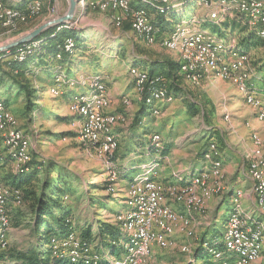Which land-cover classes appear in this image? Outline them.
I'll return each mask as SVG.
<instances>
[{
  "label": "rangeland",
  "instance_id": "374dc122",
  "mask_svg": "<svg viewBox=\"0 0 264 264\" xmlns=\"http://www.w3.org/2000/svg\"><path fill=\"white\" fill-rule=\"evenodd\" d=\"M41 2V11L35 16L29 17L26 15L16 20L14 27H6L7 25L5 24H3L4 26L0 25V45L9 43L53 17L63 15L68 8V0H41ZM184 7V13H177L178 16L176 15V19L182 16L184 20H187L188 18H191V15L195 16L199 20L197 27L207 30L209 34L217 40L236 44V42H239V39L243 40L250 36L248 30L243 26L240 17L238 16L239 14H237L238 11L234 10V8H232V10L227 14L207 8L209 18L219 22H209L211 24L206 25V20L204 21L202 19L204 11L200 9L201 6L198 4L197 0L185 4ZM146 8L148 9V17L152 21L154 17L151 19V16L154 15L151 14L154 8L150 6H146ZM104 13L108 14V18L105 17L101 11L95 9L85 8L81 10L78 7L76 8L73 20L70 21L72 22L70 26L75 29L74 35L76 39H79L76 40L77 49L74 51L73 47L70 53L74 52L72 54L74 62L79 63L82 72H79L76 75H69V85H73L76 81L75 78L79 77L81 74L87 76L89 75V77L98 75V78L100 79L98 85L103 87L104 93L107 95V87L103 80L108 81L112 78L114 80H119L120 78H123L126 72V65L140 67L142 69L141 71L148 75V72L145 69H147L152 60L169 58L173 60L177 59L178 63V52L164 47L160 42L161 38L168 35V31H160L157 40L152 44H147L144 40L135 38L131 31L121 29L124 21H128L130 24V16L115 14L120 12ZM229 18L230 20H235V27H233L231 22H229V26L222 25V22ZM212 24H215V29H213ZM19 26L22 28L21 31L17 32L16 29ZM258 26L260 25L256 24V30L262 28L261 26ZM64 27H68V25H64ZM60 29L61 28L56 29V31H59ZM79 33L80 36L78 35ZM68 38L72 37H66L63 42ZM137 39L147 46L142 43L140 44ZM42 42L44 41H40L39 44ZM244 46V48H246V45ZM247 48L248 50L246 51L250 53V61L246 64V69L250 72L249 85L254 88L253 92L256 94L257 99L262 105H264V44L259 39L258 41L256 39L253 41L252 39ZM175 53L177 54V57L176 55L174 56ZM10 56L13 55H7V57ZM56 58H61V53L56 54ZM0 60L5 59H1L0 57ZM42 60L44 62L48 61L47 58H42ZM141 62L144 63L141 64ZM63 67L64 72H66L67 66L63 65ZM127 70V74L130 76V82L133 87L135 79L130 75L129 67ZM32 71H35V74L38 69L36 70V67H34ZM177 74L181 77L178 81L179 84L177 86V90L174 88L169 89V87H167L168 84L165 87L163 83V86L167 88L171 94V100L164 101L166 100L164 99L151 103L149 95H147L145 101L150 106V114L145 116L141 125H138V140L137 142H132L131 144V149L134 152L138 149L144 148L142 153L143 155L136 158V160H132L133 165H136V163L141 164L154 158L152 161L156 162L157 165L153 167L151 178H155L158 181L160 180L155 177L161 167L160 163L158 169V159L160 162L162 160H164V162L168 161L167 169L168 172L172 174V181L176 179L175 177L178 174L180 176L188 172L195 174L196 171L192 170L193 168L190 167L193 163H188V167H186L184 171H180V169L184 166L180 162V159H185L193 154V157L197 156L195 154L197 151L199 152L198 149L203 143H205L206 138L204 136L207 132L209 133L208 138L212 139L213 137L212 140H214L218 146L219 143H221V136L219 137V134H217V136L214 137V131L219 133L218 131L222 130L223 135H226L231 131V135L234 136L240 134L242 129L241 126L245 125L246 128L243 129V134L241 135L242 137L238 138V143L242 145L243 153L247 149V145L251 140L250 134L253 131L259 132L260 135L263 133L261 138L264 139L263 122L256 118L259 123L255 120L252 121L255 125L254 126L252 123L244 121V116L251 113L253 108L255 110H257V108L245 102L243 94L238 90L237 86L222 78H218L213 81H208L211 80L208 78H202L197 85H193L184 78V75L180 72L179 68L177 70ZM50 75L51 74L47 70H41L38 74V78L36 79L34 77L33 84L39 91V93H37L39 99L37 100V105L32 107V111L30 113L25 112L24 110L25 99L23 98V95L19 94L10 98L9 102L12 106L0 101V105L6 106L12 112V115L15 117V126L21 130L23 129L22 131L30 143V154L32 160L30 169L25 171L24 175L17 176L16 179L19 178V181L21 182L28 179V182L32 181V183H34L36 181H41L47 175L53 180L59 178V185L61 184L65 189L69 188L66 200L69 202L72 209L73 226H75L78 230L76 231L75 229H72V231L64 237L52 238L50 242L52 249L60 247L61 250L58 253L61 252L64 255L73 256L70 254L73 251V248L67 243V241L73 238L72 235H77L80 242H82L80 229L89 226L88 228H90L92 234L90 239L92 241L90 242L91 244L87 246V250L83 253V255L88 256L89 254H92V256H94L95 252L93 246L96 249L97 247L101 248L99 245L100 237L97 233L99 222L117 224L123 233L118 246H116L115 250L111 253L110 251L104 250L102 252L103 254L100 252H97V254L101 256L107 254V257L102 259L105 261L103 264H124L122 262L126 254L125 248L129 238L128 235L125 234L126 230L123 228L122 221L118 218V216H122L121 214L127 210L126 204L129 199V190L134 182H129L127 189H125V185L137 174L139 169L133 168L128 170L122 177L120 174V167L117 164L121 162V158H116V152L118 150L123 152V146L125 145L126 139L130 136L122 135V137H116L118 143L117 149L110 155L106 156L101 155L96 148L92 147L90 142L81 140L79 138V123L73 121V118L75 116L77 117V115L68 110V105L66 107V103L62 101L61 97H59V92L58 95L52 93L50 90L54 87L56 89L58 88L59 90H57L60 91L62 89L61 84L64 82L63 77L61 75L56 77V83H53L52 81L51 84L48 82L46 86L44 85L41 87V85H39L42 84L45 79H50ZM155 76H157V74ZM255 80L260 81V85L262 86L258 87L259 85H256L257 88L254 87L255 84L253 82ZM119 84L121 83H118L116 86H119ZM74 87L76 88V85ZM133 92L136 91L133 90ZM137 94L138 93L136 92L135 95L141 102L143 98L141 99L140 94ZM238 96H240V98L242 97L241 99L244 100L243 102L247 105H245L240 98H238ZM122 103L131 105V103H133V99L128 97V95L123 96ZM154 108L158 109L156 114L153 113ZM67 113L69 114L66 117L67 119H65V117L62 119V117L66 116L65 114ZM71 114H74L75 116L72 117L70 116ZM128 120L129 118H127V121L124 124H127ZM258 124L260 125L259 130L258 127H256ZM209 125L212 127L208 128ZM129 126L130 124L123 128L127 129ZM248 128L250 129L249 131ZM245 129L248 132L247 134ZM153 134H158L160 136L159 142H157L158 144L156 145H159V143L162 145L165 142L164 144H167V146L175 147L172 149L171 155H167L168 159L165 157H162L163 159L159 158L160 155L158 156V153L154 150H152V152H148L146 150V142ZM1 138L0 132V155H5L6 152L10 154L5 147H2ZM151 139L153 140V137ZM235 142L236 139H234L232 143L234 144ZM255 146L257 148L254 152L246 154V157H249V159L253 158L256 160L260 156H264V148L258 145ZM205 151L201 153V166L198 167L199 170H201L204 163L203 155ZM197 154L199 155L200 153ZM3 162L5 163L0 164V180L6 186L13 187L18 185L15 183L16 179H14L16 176L13 172L15 171L16 166L13 161L4 160ZM37 165H42V168H35ZM209 166L210 164L207 165V167ZM222 170L224 172V181L226 180V176L223 164ZM153 171H155L154 174ZM245 171H243V173ZM140 173L141 170L139 174ZM139 174H137L134 179H137L136 177ZM247 179L248 178L245 176V173L244 175L240 174L239 181L232 183L231 190L236 188L244 192L245 189H248L247 183L249 181ZM223 181V189L220 193L216 195L214 194L206 199L202 210H187L185 205L175 199L178 190L176 191L175 196L172 195V192H162L163 204L168 206L175 213L185 216L188 223L184 228H182V230L177 228L170 235L171 241L175 244L174 248H159L154 244L150 246L148 264H202L204 263L203 261L208 259L222 260L223 264H233L236 257L232 252L223 249L219 254L213 253V251L218 249L217 243L223 235L228 218L234 213V208L236 207L233 204L232 195L231 197H226L224 195L225 200L219 208L216 221L211 228L213 230L206 232L208 228V204L210 200L216 197H221L225 187ZM160 182L164 185L171 184V182ZM177 188L179 189V186H177ZM173 202L180 205L181 208L173 207ZM243 202L244 194L242 195V199L240 201L242 211L246 210ZM230 206L231 211L229 210ZM27 210L28 207L25 203L24 205H17L16 203H13L12 200L9 201L6 211L9 216L10 224L8 227L3 229V240L7 242V245L5 249L0 247V264H17L16 254L18 251L40 250V248L45 249L44 245H42L41 237L36 235L34 231L33 219ZM255 218V220H251V218L244 217L242 221V229L244 233L247 232L250 234L256 230L258 225L262 226L263 230L260 231L261 234L259 240H257V244L259 245V254L255 259L246 261L243 264H264V220L257 217ZM225 219L226 221L224 224ZM16 221H19V224H17ZM204 224H206V228L204 227ZM152 229L155 230V228ZM215 231L217 233L215 234L216 238L211 244H209V240H211V238L213 239V235L210 233H214ZM178 235L179 237H177ZM202 235L207 237L202 239L201 243ZM183 245L189 246V251H181L180 249ZM199 245L207 251L208 254H204L202 258L195 261L193 260V253ZM221 247L223 246L221 245ZM79 248L77 250H79ZM208 248L211 250L209 251ZM70 260L72 262L75 261L71 257Z\"/></svg>",
  "mask_w": 264,
  "mask_h": 264
},
{
  "label": "bare ground",
  "instance_id": "6f19581e",
  "mask_svg": "<svg viewBox=\"0 0 264 264\" xmlns=\"http://www.w3.org/2000/svg\"><path fill=\"white\" fill-rule=\"evenodd\" d=\"M213 1L197 0L203 7L214 9V11L220 13L224 12L227 14L234 8L239 14L246 15L248 22L252 23L253 26L256 27L257 24L262 27L256 31L264 43V3L247 4L246 0ZM185 2L186 0H112L113 11H111L101 3L90 2V0H77V7L81 10L90 8L108 13H124V8L131 12H141L145 23L141 27V19L130 16L132 31L140 40H144L147 44H152L159 37L155 35L160 33V29L149 19L146 6L163 13L172 9L182 10ZM0 6L10 12L24 11L34 6L33 13L26 14L31 17L41 11L42 2L40 0L29 1L23 8H17L9 6L3 0H0ZM258 17L263 19V22ZM198 21L196 17L191 16V18L174 25L168 30V35L160 39L161 44L170 50L178 52V68L187 81L193 85H197L202 78L211 80L222 78L231 82L243 94L245 102L257 108L256 116L260 121L264 122V105L257 99L256 94L253 92L254 88L249 85L250 72L246 69V64L250 61V53L248 51H240L233 44L224 48V42L211 36L207 30L197 27ZM71 23L68 22L66 24L70 27ZM4 24L7 25L6 27H14L16 21L5 22ZM59 28L61 26L57 27V29ZM42 40H30L31 42L29 41L15 55L26 54L32 48H38L39 42ZM73 47L72 38H68L63 42L62 49L64 51H71ZM232 62H235V64H232ZM141 70L135 66L129 67V73L135 79L134 90L140 95L147 92L151 103L167 99L168 91L163 86V77L161 75L150 76L149 74L148 76ZM99 81L98 76L92 77L89 81L88 90L71 101L68 104V110L77 115V122L80 128L79 138L85 142H90L92 147L96 148L100 154L101 148H103V156H106L113 153L118 147L116 136L113 133V126L124 124L127 118L122 113H111L108 111L110 99L104 93L103 87L98 85ZM57 89L52 87L50 90L52 93L58 94L59 89ZM157 112L158 109L154 108L153 113L156 114ZM0 132L2 147H5L10 152L14 165L18 167L28 163L31 160L30 143L23 131L15 126V117L12 112L3 105H0ZM152 137L153 141L158 144L160 136L153 134ZM250 138L255 145L264 148V139L261 138L259 132L253 131L250 134ZM219 154L218 146L212 140L203 155L204 163L202 162L201 170L198 169L194 175L190 176L192 172L181 176L178 174L175 177L176 179L168 185H164L146 174L132 181L134 183L129 190V199L126 204L127 210L121 214L122 216H118L122 221L123 228L126 230L125 234L129 238L122 263L148 264L149 248L152 244L159 248L175 247L170 235L177 228L182 230L188 221L185 216L175 213L163 204L162 192H172V195L175 196L178 190L175 199L185 205L187 210H202L206 199L220 193L223 189L224 172ZM208 164H210L209 167H207ZM248 171L253 180L251 192L254 194L255 204L258 209L264 211V156H260L256 160L250 159ZM154 173L155 171H153ZM177 186H179V189ZM243 194L244 192L239 189H236L232 194L233 204L236 207L234 208V213L228 218L223 235L217 243L223 246L222 250L224 249L234 254L236 259L233 264H243L258 256L259 245L257 240H259L260 231L263 230L262 226L258 225L256 230L250 234L243 232L242 221L244 216L240 206ZM10 200L20 205L22 202L20 190L6 186L0 180V246L2 244L1 248L3 249L7 245V242L3 240V229L10 224L6 211ZM141 216H147L146 236H144V232H140V223H137ZM152 228H155V230ZM72 237L67 243L73 248L70 253L73 256L64 255L61 252L59 255L69 256L74 260L79 258L84 260L85 263H97L100 255H83L87 250V246L80 242L77 235H72ZM78 248L79 250H77ZM180 250L189 251V246L183 245ZM208 250L210 251L211 249L208 248ZM220 252L221 250L219 249L213 251L216 254Z\"/></svg>",
  "mask_w": 264,
  "mask_h": 264
},
{
  "label": "trees",
  "instance_id": "16d2710c",
  "mask_svg": "<svg viewBox=\"0 0 264 264\" xmlns=\"http://www.w3.org/2000/svg\"><path fill=\"white\" fill-rule=\"evenodd\" d=\"M41 1V0H40ZM194 0H186L185 4L192 2ZM184 4V6H185ZM193 5V4H191ZM190 5V6H191ZM20 8V7H17ZM172 10H168L165 13H160L153 9V15L154 17L152 19V22L162 28H168L173 24L176 25L183 21V18L176 19V15L178 11L174 12ZM185 7L182 8V12L184 13ZM178 16V15H177ZM192 16V15H191ZM190 16V17H191ZM240 17V20L243 24V26L248 30L250 33V36L248 38H245L243 40L239 39V42H236V44H233L235 48L239 49L240 51H246L248 50L247 46L250 44V42L254 41L256 39L258 41L261 40L260 37L257 34L256 27L252 25V23L248 22V19L246 20L243 15H238ZM29 21V20H28ZM229 22L233 24V27L236 26L235 20L226 19L222 22L223 26H229ZM131 24V23H130ZM130 24L128 21H124L122 23L121 29H126L128 31L131 30ZM206 25H209L211 23L205 22ZM63 24L59 31H56L57 27H51L43 32H41L36 38L32 40H40L43 39L44 42H42L38 48H32L30 51H28L26 54H24V57L22 58H14L13 56L20 50H22L27 42L21 43L11 49L1 51L0 57V101L7 104V99H3L1 95V89L2 87L7 91L15 90L17 94L23 95L24 101V110L25 112H31L32 107L34 105H37V100L39 99L38 89L35 88L33 84L34 77L37 79L38 74L41 70H47L45 67V62L42 60V58H50L51 60H57L60 62H64L66 57H71L72 54L70 51H64L63 48V40L66 37H72V40L74 42V51L77 49L76 40L79 39L75 37L74 32L75 29L73 27H64ZM173 25V26H174ZM215 24H212L213 29H215ZM22 26V25H21ZM21 26H19L16 30L21 31ZM172 26V27H173ZM171 27V28H172ZM217 32V31H215ZM262 41V40H261ZM29 42V41H28ZM263 42V41H262ZM264 44V43H263ZM232 44L231 42H224L223 47H230ZM246 45V48H244ZM243 49H242V48ZM245 49V50H244ZM61 53V58L57 59L56 54ZM7 55H13L10 57H7ZM43 61H41V60ZM39 61V62H38ZM36 67V70L39 68V71H32ZM57 69V68H55ZM54 67L48 69L47 71L52 74L54 78V83L56 77L62 76L64 78V82L61 84V90L69 85L68 82V74L64 72L63 74L60 72V69L55 71ZM178 70V63L177 61L169 58H162V59H155L152 60V62L147 67V72L150 76L153 75H161L163 77V83L166 87H169V89L174 88L177 90L178 81L180 80V76L177 74ZM98 76V75H97ZM42 87V86H41ZM167 89V88H166ZM61 90L59 92H61ZM168 91V89H167ZM147 92L144 94H141V106L135 113L132 125L138 126L141 125L142 119L145 118L146 115L150 114V106L146 103L145 99L147 97ZM170 92L168 91V97L170 96ZM171 98V96H170ZM67 119L66 116H63L62 119ZM152 138V136H151ZM149 139L146 144V150L148 152H152V150L156 151L158 153L159 158H162L167 153V144L156 145V143ZM161 146V147H160ZM115 154V153H114ZM113 154V156H114ZM112 156V160H113ZM157 156V157H158ZM156 157V158H157ZM1 159L13 161V157L11 154L6 152L4 155H0V161ZM154 159V158H153ZM153 159L147 161V163L143 164L142 166H138L139 171L137 174H139L140 170L141 173L136 177L140 178L141 175L146 174L147 176L151 177V172L153 170V167L157 165L156 162L152 161ZM158 159V158H157ZM32 160H30L28 163L20 165L15 168V171L13 174L16 176L14 179L17 178V176L24 175L25 171H28L30 169V165ZM159 163V159L157 160ZM42 168V165H37L35 168ZM152 167V168H151ZM151 168V169H150ZM194 169V168H193ZM198 169L196 170V172ZM126 171L120 168V174L123 177L125 175ZM136 174V175H137ZM135 175V176H136ZM194 175L193 173L190 175ZM135 176L131 179L130 182L134 181ZM59 178L56 180L45 176L44 179L41 181H36L34 183L28 182V179L24 182L19 181V178L15 180V183L18 185L13 186L14 188H18L21 193L22 202L21 204L24 205V203L27 205L30 215L33 219V227L36 235H39L42 239V245H44L45 249L40 250H28V251H18L16 254L17 257V264H94V263H85L82 259H75L74 262L70 260V257L68 256H60L59 257V251L61 250L60 247H56L54 249L51 248L50 242L52 238H61L67 235L72 229H76L75 226H73V220H72V209L69 205V202L67 199V193L68 189H65L64 186L61 184L59 185ZM24 185V186H23ZM22 186V187H21ZM62 186V187H61ZM21 187V188H20ZM98 202V201H97ZM95 203V202H94ZM18 218V217H17ZM16 218V219H17ZM19 221H16L17 224ZM82 228L80 229V237H81V243L83 245H90L91 243V230L90 228ZM98 235L100 237V247L97 250L94 246V252L97 254V252L102 253L104 250L113 252L115 250V247L118 246L120 240L122 239V231L119 225L117 224H110L105 222H99L98 224ZM216 232L212 233L213 239L209 240V244L213 242V240L216 238ZM207 235V234H205ZM205 235H202V239H205ZM215 235V236H214ZM89 241V242H88ZM219 250H222V247L220 244L217 245ZM57 253V254H56ZM207 251H205L200 245L199 247H196L194 253H193V260L197 261L204 254H206ZM103 254V253H102ZM208 254V253H207ZM98 255V254H97ZM105 261L102 260V256L100 255L99 260L95 264H103ZM202 264H223L222 260H215V259H208L203 261ZM207 262V263H205ZM190 264V263H188Z\"/></svg>",
  "mask_w": 264,
  "mask_h": 264
},
{
  "label": "crops",
  "instance_id": "0c3cea01",
  "mask_svg": "<svg viewBox=\"0 0 264 264\" xmlns=\"http://www.w3.org/2000/svg\"><path fill=\"white\" fill-rule=\"evenodd\" d=\"M3 1H4L5 4H7L9 6L23 8L29 1H32V0H3ZM200 6H201L200 9H202L204 11L203 16H202V19L204 21L206 20L205 22H219L217 20L215 21V20L209 18L208 9L206 7H203L202 5H200ZM174 10H176V9H174ZM176 11H178V10H176ZM176 11H174V12H176ZM120 13H123V12H120ZM163 13H165V12H163ZM176 13H180L181 14L183 12H182V10H179ZM102 14L105 17L108 18V14H106L104 12H102ZM237 14H239V13H237ZM151 15H153V12H152ZM181 17L182 16H180L179 18H181ZM245 19L247 20V18H245ZM174 22H176V21H174ZM173 23L168 28L159 27L160 31L161 32L162 31L163 32L168 31L174 25ZM130 27H131V24H130ZM130 31L133 33L132 28H131ZM78 35L80 36V33ZM133 35H134V33H133ZM135 38H138V37L135 36ZM137 40H138V42L140 44L141 43L144 44L139 39H137ZM156 44L159 45L158 43H156ZM145 46H147V45H145ZM151 46H153V45H151ZM175 55L177 57V54L176 53L174 54V56ZM47 59H48V61L45 62V67H46L47 70L54 67V69L55 68H57L58 70L60 69V72L63 74L64 73V67H63V65H64V66H67L66 73L68 75H72V74H75L76 75L77 73L82 72V69H81V66L79 65V63L78 62H74L73 55L71 57H66L63 63L60 62V61L54 60V59L53 60H51L50 58H47ZM175 61H177V59H175ZM143 63L144 62H141V64H143ZM130 65H132V64H130ZM128 67H130V66L129 65H126V68H125V71L126 72H125V76L123 78H120L119 80H114L113 78H112L113 80L112 79H110L108 81L107 80H103V82L106 84V87H107L106 93H107V95H108V97L110 99V106L108 108V111L111 112V113H122L125 116H127V118H129V120H128V123L130 124L129 128L128 127H127V129L126 128L125 129L123 128L126 125L128 126L129 125L128 123L127 124H116L113 127V133H114V135L116 137H119V136L122 137V135H124V136L125 135L130 136V137H128V139H126L125 145L123 146V152H120L119 150L116 152V156H117L116 158L117 159L118 158H121V162L120 163H117V164H118V166L121 169H123L125 171L131 170L133 168L138 169V166L140 164L139 163H136V165H133V163H132L133 161L132 160H136V158L141 157L143 155L142 153L144 151V148L143 149H138L136 152L132 151V149H131L132 142L135 143L138 140V131H137L138 126H133L131 120H133V117H134L135 113L140 108L141 102L139 101V98H137V96L135 95L136 92H133L134 89H131L133 87H132L131 82H130L131 81L130 80V76H128L129 74H127ZM138 68L141 69L140 67H138ZM57 69H55V71ZM39 70L40 69L38 68V71ZM145 70H147V69H145ZM50 76H51L50 79H45L44 78L45 80L42 82V84H39V85H41V86H44L45 85L46 86V84H48V82H49V84H51L52 81L54 83V78H53L52 74ZM94 76H97V75H94ZM94 76H90L89 77V75L87 76V75L81 74L79 77L75 78L76 81L73 83V85H68L65 88H63V90H61L60 95L59 94L58 95H59V97L62 98V101L66 103V107L79 94L84 93V92H86L88 90V88H89V81ZM101 77H103V76H101ZM208 81H213V80H208ZM118 83H121V84H119V86H116V85H118ZM253 83L255 84L254 87H256V88H257L256 85H259L258 87L262 86V85H260L261 83L258 80H255ZM75 85H76V88L77 89L74 87ZM49 86H51V85H49ZM72 89H74V90H72ZM7 90H8L7 88L5 90L2 87V89H1V95H2V98L3 99H7V105H11L12 106V104H10V102H9L10 98H13V97H15V96H17L19 94H17L14 89L11 90V91H7ZM77 90H80V91H77ZM38 93H39V91H38ZM124 94L128 95V97H130L131 99H133V103H131V105H128V104L126 105L125 103H124L125 104L124 105L122 103V97L123 96H126ZM169 97L166 100H164V101L171 100V98H169ZM238 98H240V96H238ZM241 98H240V100L243 102L244 100H242ZM123 102H124V100H123ZM245 105H247V104H245ZM255 114H256V110L253 108V110H252L251 113H249L247 116H244V119H245L244 121L250 122V123H252L254 125V123L252 121L255 120L256 122H258V120H259L257 118V116L255 117ZM65 115L67 117V115H69V114L67 113ZM70 116L74 117L75 115L74 114H71ZM74 118H73V121L77 123V117L75 116ZM142 121H144V118L142 119ZM242 126H241L242 129L240 131V134L234 135V136L231 135V131L228 132L226 135H223L222 130H219L218 131L219 133H217L216 131H214V133H213L214 134V137H216L217 134H219V137L221 136V143H219L218 146H219V149H220L221 162H222L223 167H224V170H225L226 180H224V186L225 187H224V190H223V193H222L221 197H216V198L210 200V202L208 204L209 205V211H208V216H207V221H208L207 222V224H208L207 226H208V228H207L206 232H210L211 230H213L211 228H212L213 224L216 221V216L218 214L219 208L222 206V204H223V202L225 200L224 199V195L226 197L227 196L231 197V195L233 194L234 190L236 189V188H234L233 190H231L232 189V187H231L232 183L238 182L239 181V175L240 174H243L244 175V173H245V176L248 178L247 180L249 181L247 183L248 184V187H247L248 189H245L247 192L244 190V202L243 203H244V207L246 208V210L243 211L244 217L245 218H251V220H255L256 219L255 217H257V218H259L261 220H264V211L257 208V206L255 204L254 194H253V192H251V186H252L251 183H253V180H252V178H251V176L249 174V171H248V164H249L250 159H249V157H246V154L251 153V152H254V150H256L257 147L255 146V144L253 143V141L250 140L249 143H248V145H247V149L245 150L244 153L242 152V149H243L242 148V145L238 143V138L239 137L240 138L242 137L241 135L243 134V129L246 128L245 125H242ZM211 127H212L211 125L208 126V128H211ZM256 127H258V130L260 129V125L259 124ZM249 130L250 129L248 128V131ZM247 133L248 132L246 130V134ZM204 137L206 138V141L198 149L199 152L198 151L196 152L195 155H197V156L193 157V155H194L193 154L191 156L186 157L185 159H183V158L180 159V162L184 165L180 169V171H184V169H186V167H188V163H191V164L193 163V165L190 166V167L194 168L192 170H195V171L198 169V167L201 166V157H202V154L201 153H203L207 149V147H208L207 145L213 139V137H212V139H209L208 138L209 137V133L208 132L205 134ZM228 139H231V140H228ZM234 139H236V142L233 144L232 142L234 141ZM146 144H147V142H146ZM173 148H175V147H173V146H170V147L167 146V153L164 156L166 159H168L167 155L168 156L171 155V152H172V149ZM197 153H200V154L198 155ZM242 153H243V157H242ZM148 162H150V161H148ZM4 163L5 162H3V160L1 159L0 164H4ZM145 163H147V162H145ZM145 163H143V164H145ZM160 163H161V167L159 169ZM167 163H168V161H165V162H164V160H162L161 162L159 161V165H158V169L159 170H158L157 175L155 176L160 181H162L164 183H168V182H171L173 180V177H171L172 174H170L168 172ZM143 164H141L140 166H142ZM244 166H245V168H244ZM3 169H5V168H3ZM245 169H246V171H245ZM189 170H191V169H189ZM243 171H245V172L243 173ZM131 179L125 185V189H127L128 183L131 181ZM242 189H244V188H242ZM172 205L175 208H181L180 205H177L174 202L172 203ZM229 210L231 211V206H230V209ZM230 211H229V213H230ZM227 217H226V219H227ZM226 219L224 220V224H225ZM205 225L206 224H204V227H205ZM210 234H212V233H210ZM177 237H179V235ZM106 255H103L102 256V259L104 257H107Z\"/></svg>",
  "mask_w": 264,
  "mask_h": 264
},
{
  "label": "built area",
  "instance_id": "2783aa9c",
  "mask_svg": "<svg viewBox=\"0 0 264 264\" xmlns=\"http://www.w3.org/2000/svg\"><path fill=\"white\" fill-rule=\"evenodd\" d=\"M246 1H247V4L264 3V0H246ZM90 2L101 3L103 6L108 7L111 11H113L112 0H90ZM33 10H34V6H32L29 9H26L24 11L10 12V11L2 8V6H0V25H3L5 22L16 21L17 19H20V18L26 16V14H32ZM115 14L116 15H128V16H132V18H140L141 19V27L145 23V19L142 17L141 12H131V11L126 10V8H124V13H115ZM258 19H261V18L258 17ZM261 20L263 22V19H261ZM155 36H159V34L156 33ZM23 56H24V53L22 55H14L13 57L14 58H21ZM232 64H235V62H232ZM101 155H104L103 148H101ZM150 194L152 196L151 189H150ZM137 223H140V232H144V236H146L147 216H141L139 222H137ZM1 246H2V244H1Z\"/></svg>",
  "mask_w": 264,
  "mask_h": 264
},
{
  "label": "water",
  "instance_id": "95a60500",
  "mask_svg": "<svg viewBox=\"0 0 264 264\" xmlns=\"http://www.w3.org/2000/svg\"><path fill=\"white\" fill-rule=\"evenodd\" d=\"M77 8V0H68V8L66 12L57 17H53L40 25L36 26L34 29H32L29 32H26L25 34L19 36L18 38L10 41L7 44L0 45V52L5 51L8 49H11L21 43L28 42L34 38H36L41 32L44 30L51 28V27H58L60 25L66 24L73 20L74 14L76 12Z\"/></svg>",
  "mask_w": 264,
  "mask_h": 264
}]
</instances>
